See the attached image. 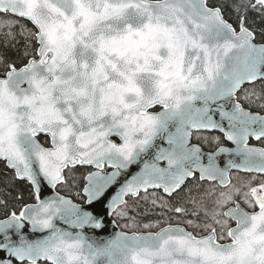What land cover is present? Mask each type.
Here are the masks:
<instances>
[{
    "label": "snow or ice",
    "instance_id": "6c2138e0",
    "mask_svg": "<svg viewBox=\"0 0 264 264\" xmlns=\"http://www.w3.org/2000/svg\"><path fill=\"white\" fill-rule=\"evenodd\" d=\"M0 164V264H264V0H0Z\"/></svg>",
    "mask_w": 264,
    "mask_h": 264
},
{
    "label": "trees",
    "instance_id": "16d2710c",
    "mask_svg": "<svg viewBox=\"0 0 264 264\" xmlns=\"http://www.w3.org/2000/svg\"><path fill=\"white\" fill-rule=\"evenodd\" d=\"M21 23H25V22L21 21ZM5 172H6V169H4L3 165L0 164V181L5 179V175H4ZM0 186H2V185H0ZM12 191H13L14 195L16 192L23 193L25 200L28 202L31 201V198L29 197L30 189L27 187L26 184L17 182L15 189H12ZM146 209H147V211H146ZM139 213H140L139 214L140 217L144 220H148V219H151L154 217V211L152 212V211L148 210V208L144 205L139 209Z\"/></svg>",
    "mask_w": 264,
    "mask_h": 264
},
{
    "label": "water",
    "instance_id": "95a60500",
    "mask_svg": "<svg viewBox=\"0 0 264 264\" xmlns=\"http://www.w3.org/2000/svg\"><path fill=\"white\" fill-rule=\"evenodd\" d=\"M51 193L46 191L45 195H50ZM122 229L114 222L111 216L105 217V228L103 230H97L101 239H107L111 237L114 233L120 232Z\"/></svg>",
    "mask_w": 264,
    "mask_h": 264
},
{
    "label": "flooded vegetation",
    "instance_id": "af4514ba",
    "mask_svg": "<svg viewBox=\"0 0 264 264\" xmlns=\"http://www.w3.org/2000/svg\"><path fill=\"white\" fill-rule=\"evenodd\" d=\"M218 134V133H217ZM227 146H232L231 144H230V142H228V144H227ZM210 149H205V151H209ZM81 171H85L84 169H81ZM61 194H63V193H61ZM30 202H32V200L30 201ZM144 206H146L147 208H148V210H150V211H154V217L153 218H151V219H148V220H144V219H142L141 217H140V215L138 216V219L142 222V223H148V222H150V221H155V220H157V219H159V209H151L150 208V206H148V205H144ZM153 215V214H152ZM140 217V218H139ZM113 219H114V221H115V218L114 217H112ZM124 222L123 221H120L119 222V224H117L121 229H122V227L120 226V225H122ZM123 230H126V229H123Z\"/></svg>",
    "mask_w": 264,
    "mask_h": 264
}]
</instances>
